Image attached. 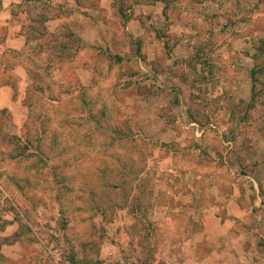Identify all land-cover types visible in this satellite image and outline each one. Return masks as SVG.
I'll return each mask as SVG.
<instances>
[{"label": "rangeland", "instance_id": "obj_1", "mask_svg": "<svg viewBox=\"0 0 264 264\" xmlns=\"http://www.w3.org/2000/svg\"><path fill=\"white\" fill-rule=\"evenodd\" d=\"M135 4L146 71L105 46L80 83L67 31L25 49L26 120L0 110L22 260L0 264H264V0H117L121 22Z\"/></svg>", "mask_w": 264, "mask_h": 264}, {"label": "crops", "instance_id": "obj_2", "mask_svg": "<svg viewBox=\"0 0 264 264\" xmlns=\"http://www.w3.org/2000/svg\"><path fill=\"white\" fill-rule=\"evenodd\" d=\"M159 5L155 2L150 8L157 10ZM132 7L127 11L130 16L121 22L117 0H0V110L10 113L12 124L23 125L26 120L27 107L23 101L30 90V67L26 65L27 53L24 54L26 57L23 53L25 49L29 52L31 45L43 46V35L54 38V35L67 31L75 37L80 47L75 52L74 61L78 62L76 74L82 84L91 73L92 62L99 61L97 49L100 47L117 45L121 58L129 49L132 53L138 50L142 57L131 54L121 62L129 60L131 65L137 63L146 71V60H153L150 54L146 59V45L151 52L149 49L156 43L152 40L146 44V4ZM48 46L49 41L45 47ZM125 46L129 49L125 50ZM9 76L15 79V86L6 81ZM0 234L2 236L4 232ZM12 243L1 245L0 257L13 262L22 260V255H18L20 252H15L16 242ZM48 254L49 261L53 262L54 253L48 250ZM30 264L39 263L31 261Z\"/></svg>", "mask_w": 264, "mask_h": 264}, {"label": "built area", "instance_id": "obj_3", "mask_svg": "<svg viewBox=\"0 0 264 264\" xmlns=\"http://www.w3.org/2000/svg\"><path fill=\"white\" fill-rule=\"evenodd\" d=\"M105 264V263H104Z\"/></svg>", "mask_w": 264, "mask_h": 264}]
</instances>
